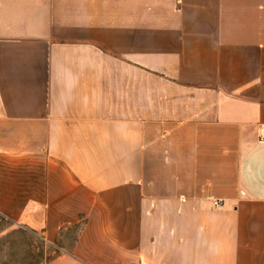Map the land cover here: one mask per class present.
Wrapping results in <instances>:
<instances>
[{"label":"crops","instance_id":"obj_1","mask_svg":"<svg viewBox=\"0 0 264 264\" xmlns=\"http://www.w3.org/2000/svg\"><path fill=\"white\" fill-rule=\"evenodd\" d=\"M0 216L43 264H264V0H0Z\"/></svg>","mask_w":264,"mask_h":264},{"label":"rangeland","instance_id":"obj_2","mask_svg":"<svg viewBox=\"0 0 264 264\" xmlns=\"http://www.w3.org/2000/svg\"><path fill=\"white\" fill-rule=\"evenodd\" d=\"M12 223L0 216V264H43L46 257L60 249L47 244L43 236Z\"/></svg>","mask_w":264,"mask_h":264}]
</instances>
